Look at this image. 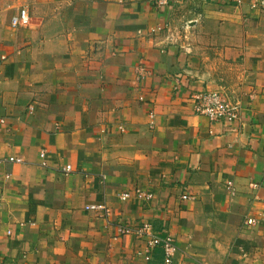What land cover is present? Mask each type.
Returning a JSON list of instances; mask_svg holds the SVG:
<instances>
[{"label":"crops","instance_id":"1","mask_svg":"<svg viewBox=\"0 0 264 264\" xmlns=\"http://www.w3.org/2000/svg\"><path fill=\"white\" fill-rule=\"evenodd\" d=\"M241 1L0 0V264H162L118 236L142 222L177 264H264V8ZM209 90L239 118L197 114Z\"/></svg>","mask_w":264,"mask_h":264},{"label":"built area","instance_id":"2","mask_svg":"<svg viewBox=\"0 0 264 264\" xmlns=\"http://www.w3.org/2000/svg\"><path fill=\"white\" fill-rule=\"evenodd\" d=\"M235 2L236 6L242 5L241 0H232ZM250 9L264 8V0H254L249 3ZM10 25L13 28H24L29 25V15L26 9H19L15 15L10 19ZM161 28H159L160 30ZM138 75L135 82L140 81L146 74L147 69L144 63H139L137 66ZM179 85L173 87L174 90H178ZM192 104L194 110L197 114L207 118L208 122H234L239 118L240 109L237 102H231L221 91L209 90L205 92H200L191 96ZM28 114L33 112L31 106L27 107ZM6 124L5 119L0 118V125ZM119 131H123V127H118ZM44 157V151L40 153V158ZM9 163H21L22 159L9 157L6 159ZM63 172H70L71 167L69 165L65 166ZM228 187H231V183H227ZM257 188L258 185H252ZM135 198L141 201H150L153 198L151 193L144 192L142 190L136 189L133 192ZM132 194L130 192H124L119 195V200L125 201L130 198ZM186 199V196L182 197ZM87 210L98 212L102 218H109L111 210L106 207L105 204H91L84 207ZM264 219V213L262 215ZM255 219H248L247 225L255 224ZM132 235L138 240H144L146 242V251L142 258L148 262L151 260L152 252L159 249L162 254V264H177L176 256L177 245L175 239L169 233H164L163 235L157 234L150 223H139L137 225H119L118 226V236ZM117 237V236H116Z\"/></svg>","mask_w":264,"mask_h":264}]
</instances>
